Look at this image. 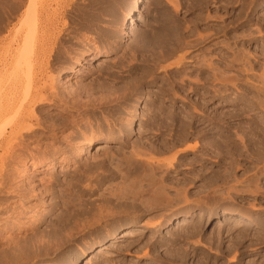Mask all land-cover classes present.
Here are the masks:
<instances>
[{
	"label": "rangeland",
	"instance_id": "rangeland-1",
	"mask_svg": "<svg viewBox=\"0 0 264 264\" xmlns=\"http://www.w3.org/2000/svg\"><path fill=\"white\" fill-rule=\"evenodd\" d=\"M39 6L58 24L52 55L73 58L49 62L60 91L107 85L35 111L60 137L54 147L70 142L68 158L11 165L7 190L20 180L36 189L8 209L47 213L44 236L66 222L64 246L33 263L264 264V0H0L1 123L18 121V74L27 86L36 68L18 35L36 34ZM143 36L154 43L142 47ZM231 213L243 218L219 217Z\"/></svg>",
	"mask_w": 264,
	"mask_h": 264
},
{
	"label": "bare ground",
	"instance_id": "bare-ground-1",
	"mask_svg": "<svg viewBox=\"0 0 264 264\" xmlns=\"http://www.w3.org/2000/svg\"><path fill=\"white\" fill-rule=\"evenodd\" d=\"M70 7H71V5H70ZM70 10H71V8H70ZM33 15H34L33 21H35V24H36L35 27L37 26V32H34V34L36 33L34 36H32V34H31V36L28 35L24 38L22 37L23 38L22 42L20 40L21 36L18 35V53L21 49H23V51L21 50L22 54H24L27 51L28 52L31 51L33 53V57L31 56L32 54H30V56H31L30 58H32V64L34 61L36 68L33 70V73H29L28 71H24V73L27 72L24 75V77L27 76L25 81L26 82L29 81L28 83H26L27 84V86L25 85L26 87L19 81V80L23 79L22 75H20L22 71H20V74H18V80H17L18 81V121H15V122L11 121L12 119H9L10 117L7 119V117H8V115H7V117H6L7 120L4 119L5 122L4 123L2 122L3 126H1V128H0V213L4 212L6 210H7V212H11V215H6V217H3V218L0 217V264H35V263H33L34 260L40 259V257H44V256L48 257V255L51 256L49 253H52V251H54L52 249L55 246V244H57V245L59 244L58 246H62L61 245L62 244V242H61L62 237H60V235L62 236L64 227H65L64 225L66 222L62 223L61 224L62 226L56 227L54 229L55 235L51 233L54 236H51V237H50V235L44 236L43 233L46 232L47 230L44 232H41V225H43L45 223L47 213H46V215L37 213L38 215L36 214L37 216H35V217L33 215H31V217H27V210L28 209L30 210L32 208L31 207L26 208L23 204H19L16 207H13V208L11 207L10 209H8L11 206L10 201H12V199H18V201H22L21 203H23V200L29 199L28 196H31L30 194L34 193V191H33L34 188L36 189L35 186L32 187L30 185L29 181L21 182V180H20V182H18V186H16V188L12 189L11 192L9 190H7L8 185L13 183V181L16 179V175H17V168H15L14 166L11 168V165H12V163H15L17 161L19 164V163L23 162V159L25 161L26 158L27 159L30 158V159H32V166L38 167L39 165H41L43 163L44 157L49 153V155L51 154V156L53 157L52 163L50 165V168L53 169V168H56V166L58 165V162L60 160L64 161L66 158H68V156L72 152V146H71L70 142L67 143L65 141L67 143V146L64 148L54 147L56 144L61 143L60 137L55 133L56 132L55 129L49 130L51 125L49 127H45L46 123H47L46 119H43L40 116H37L35 111L38 110L39 108H42L45 105H52V103H54L55 101L59 102L62 106L68 107V104H69L68 100L71 97L74 98V97L82 96L83 93H88L89 89H91V88L88 89V88L82 86V87H78L76 89V91H74L73 93L70 92L71 94H66L65 92L60 91V88L56 84L57 82L56 83L54 82L55 77L53 78L50 75L48 76L49 72L53 71V70L50 71L48 68V66L52 67L51 63H50L51 66L49 65L50 60L53 61V59H54V61H55L54 65H56V63L57 64H63V63L70 62L73 58H67V56H64L65 54L61 55L58 53V51H57V53L59 55L58 54L54 55V56L52 55L53 54V47L56 45V43H55V41H56L55 32H56V28H57L56 25H58V24L52 19H49V18L46 19L44 7L39 6L36 9L35 14H33ZM74 17H75V14H74ZM32 18H33V16H32ZM78 18H80V17H78ZM71 19H73V18H71ZM31 23H33V22L31 21ZM86 23H88V22H86ZM91 26L92 25H90V27ZM69 30L65 31V33L70 32ZM72 34H74V33H72ZM64 35H66V34H63V36ZM68 36H70V35H68ZM102 36H104V35H102ZM104 38H105V36H104ZM106 39H104V40L106 41ZM145 40H146V42H145ZM115 41H117V40H115ZM64 42H66V40ZM76 43L75 44L72 43V44L76 45ZM141 43H144L143 44L144 46L142 45V47H145V43L146 44L154 43V39H153V37L151 38V36H149L148 38L144 37V39H142ZM67 44H68V42H67ZM107 44L108 43H106L105 45H107ZM81 45H82V43H81ZM62 46H64V45H62ZM139 46H141V45H139ZM56 47L57 46H55V48ZM65 48H66V46H65ZM92 53H94V52H92ZM75 54H77V53H75ZM91 56H93V55H91ZM24 57H26V56H24ZM123 57L124 56H122L121 58H123ZM18 58H19V56H18ZM85 58H86L85 55H80L79 58H76V61L80 62L81 60H85ZM126 58H128V57H126ZM23 59L24 58H22V60ZM23 63H24V61H23ZM24 65H26V63H24ZM22 68H19V69L22 70ZM52 69H54V68H52ZM76 69L77 68H73V69H69V70L67 69L65 71H60V73L57 74L59 77V80H62L67 75H72V74L74 75L76 73ZM57 70H55V71H57ZM117 72L116 71L114 72L112 70L109 73H107L108 74L107 77L113 76V74H115ZM24 73H22V74H24ZM53 73H55V72H53ZM5 74H6V77H8L7 73H5ZM150 75H152V74H150ZM1 78L2 77H0V79ZM110 78H109V80H110ZM143 78L144 77H142L141 79L139 78L138 82L145 84L146 82H143V80H144ZM7 79L9 80V77ZM105 79L107 80V78H105ZM111 79H113V78H111ZM10 82H11V80H10ZM103 82H105V81H103ZM106 85L107 84H105V83H98V85H92L91 91L93 93L98 92L99 89L100 90L104 89ZM3 88H5V87L3 86ZM136 88H138L137 85H136ZM109 91H111V90H109ZM105 92H107V91H105ZM129 93H131V92H129ZM69 96H71V97H69ZM112 96H109V98ZM52 99H53V101L54 100L55 101L52 102ZM71 103H73V102H71ZM104 103H106V102H104ZM5 113H6V109L0 110V123H1L2 117L5 116ZM2 123L0 125H2ZM7 129H10L11 131L9 130L10 132L6 133L8 131ZM46 132L47 133L50 132L49 133L50 135L45 136L44 133H46ZM40 133H42V134H40ZM92 140H93V138L89 139V141L87 142V146L91 145ZM106 141L108 143L113 142L111 139H109V140L107 139ZM42 149H43V151H42ZM101 150H103V149H101ZM172 165H174V164H172ZM169 167L171 168V166H169ZM149 168H151V169H149V173L147 174V176L149 178H151L154 170L152 167H149ZM144 176H146V175H144ZM150 181H152V183H153V180H150ZM44 184H45V188H44L45 190L42 191L41 193L47 192L53 186V182H50L49 180H48V182L45 181ZM152 185H154V183ZM11 187H10V189H11ZM7 191H9V192H7ZM150 191H152V190H150ZM157 193H159V192H157ZM150 194L154 195L153 192ZM34 196H36V195H34ZM12 197H15V198H12ZM32 197H33V195H32ZM37 197H38V195H37ZM34 199L38 203H41V201H42L41 198H34ZM160 199H161V197H160ZM27 203H28V201H27ZM16 209L18 210V221L15 219L17 222L16 221L12 222L8 218H12ZM219 217L231 218V220H236V221L240 220V218H243V216H241L239 213H234L232 215L222 214V215H219ZM14 218L15 217L13 216V219ZM24 220H26V221H24ZM5 234H7V235L10 234V236L5 237ZM12 235H14V236H12ZM125 236H124V238H126ZM128 236H130V235H128ZM63 246H64V244H63ZM107 248L108 247H105V249H107ZM57 251H59V250H57ZM99 253H103V251L101 250V251H99ZM67 260H69V259H67Z\"/></svg>",
	"mask_w": 264,
	"mask_h": 264
}]
</instances>
